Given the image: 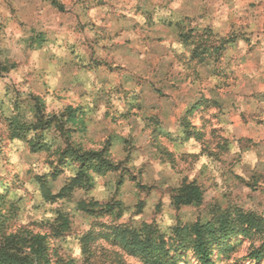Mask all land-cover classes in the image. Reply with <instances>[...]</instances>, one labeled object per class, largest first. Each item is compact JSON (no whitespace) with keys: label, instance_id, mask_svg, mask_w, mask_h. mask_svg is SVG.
Segmentation results:
<instances>
[{"label":"rangeland","instance_id":"obj_1","mask_svg":"<svg viewBox=\"0 0 264 264\" xmlns=\"http://www.w3.org/2000/svg\"><path fill=\"white\" fill-rule=\"evenodd\" d=\"M260 4L254 22L239 0H0V246L40 235L50 264H147L116 237L140 228L202 264L174 234L243 214L257 225L209 260L264 264ZM83 152L114 167L58 198ZM189 183L200 202L175 208Z\"/></svg>","mask_w":264,"mask_h":264},{"label":"trees","instance_id":"obj_2","mask_svg":"<svg viewBox=\"0 0 264 264\" xmlns=\"http://www.w3.org/2000/svg\"><path fill=\"white\" fill-rule=\"evenodd\" d=\"M228 42V41H226ZM9 124L21 133H26L33 125L22 121L18 116L9 119ZM78 167L75 175L69 179L62 192L57 196L70 194L73 190L79 188L91 189L94 186V180L91 172L107 173L114 167L111 161L97 152H83L75 154ZM201 193L194 183L184 184L175 190V195L171 198V203L175 208L189 206L200 202ZM108 211L110 207L106 208ZM256 218L248 215H241L234 221L228 218V215H222L215 222H206L205 224L196 223L182 228V232L175 233V237L182 238L184 230H190L193 240L190 243L194 252L197 254L202 264H212L210 258L214 247L220 249L219 256L226 252L224 243L229 241L232 234L244 232L243 226L253 227L257 225ZM67 220L60 224L62 229H66ZM240 226V228H236ZM122 248L128 251L130 255H137L144 259L147 264H176L178 260L170 255L171 246L166 247L163 240H157L145 229L121 230L116 234ZM11 236L0 246V264H50L49 249L45 247L44 236L36 235L28 239L17 240V243L11 241ZM15 244H19L17 246ZM169 245V244H168ZM175 251H183L184 245L180 242L175 247ZM259 252H254V258H259Z\"/></svg>","mask_w":264,"mask_h":264},{"label":"crops","instance_id":"obj_3","mask_svg":"<svg viewBox=\"0 0 264 264\" xmlns=\"http://www.w3.org/2000/svg\"><path fill=\"white\" fill-rule=\"evenodd\" d=\"M258 3H261L260 4V8H264V0H239L240 7H243V9L245 8L246 10H248L247 16L250 19H254L253 20L254 22L255 21L257 22V14H256V12L255 13L251 12L250 9L253 8V10H254L256 8V5H258ZM239 12L241 13V11H239ZM240 17L241 16L239 15V19H240ZM260 18L262 19L261 15H260ZM263 18H264V12H263ZM143 23H144V26L141 24V29H142L141 32L142 33H144V32L146 33L149 30V26L147 24H145V19H144ZM165 23L167 24V22H165ZM128 27H130V26H128ZM138 31H140V28L137 27V30L135 31L137 36H138ZM126 32H128V33H126V35L127 34H133V35L135 34V32L133 31V29L131 27L128 28ZM129 37L131 38V36H129ZM119 39H121V42H124V43H128L130 41L129 39H127V36H125V34H122ZM113 40L117 41V40L114 39V36H112V40L110 39V41H113ZM140 42H143V40L140 39ZM134 45L138 46L139 44L136 43V42H134V44H133L132 41H130V45L122 44V46L126 47V48H133Z\"/></svg>","mask_w":264,"mask_h":264}]
</instances>
